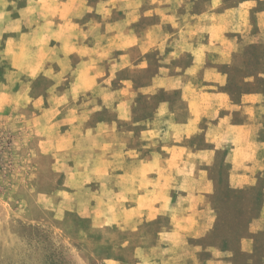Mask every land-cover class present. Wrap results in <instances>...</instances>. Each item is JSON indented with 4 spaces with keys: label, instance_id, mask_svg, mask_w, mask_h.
Returning a JSON list of instances; mask_svg holds the SVG:
<instances>
[{
    "label": "crops",
    "instance_id": "crops-1",
    "mask_svg": "<svg viewBox=\"0 0 264 264\" xmlns=\"http://www.w3.org/2000/svg\"><path fill=\"white\" fill-rule=\"evenodd\" d=\"M22 1L6 2L13 13L0 17L12 45L25 31L36 35L10 66L14 97L29 103L45 84L40 100L72 94L119 193L154 197L141 210L162 220L147 226L155 237L143 263L200 264L192 241L210 221L203 203L214 190L215 146L230 149L229 182L237 187L252 183L247 168L260 156L251 136L260 96L231 92L229 69L234 54L264 34V11L229 0ZM120 66L128 78L118 76ZM160 93L155 120L137 128L136 100Z\"/></svg>",
    "mask_w": 264,
    "mask_h": 264
},
{
    "label": "rangeland",
    "instance_id": "rangeland-1",
    "mask_svg": "<svg viewBox=\"0 0 264 264\" xmlns=\"http://www.w3.org/2000/svg\"><path fill=\"white\" fill-rule=\"evenodd\" d=\"M244 1L253 13L264 11V0H229L228 4ZM6 2L0 1V17L13 13ZM86 2L81 0L82 6ZM23 4L18 0L16 6ZM2 21L0 264H145L150 255L144 248L155 237L154 229L147 226L162 218L141 209L154 197L119 193L107 170L106 153L91 146L92 133L83 128L82 108L72 94L52 93L40 100L46 94L45 84L30 93L36 98L29 103L25 94L14 97L10 66L36 35L25 31L12 45L10 30L4 29ZM256 23L253 14L254 31ZM117 72L120 78L129 77L127 68L120 66ZM229 75L231 92L260 96L251 127V136L261 145L260 156L247 168L252 183L237 187L229 182L230 149L215 146L210 167L214 190L203 203L210 221L205 236L192 242L200 264H264V34L234 54ZM165 98L160 93L136 100L141 110L137 128L152 124L153 105ZM87 124L97 126L91 118ZM195 141L204 142L201 136Z\"/></svg>",
    "mask_w": 264,
    "mask_h": 264
}]
</instances>
